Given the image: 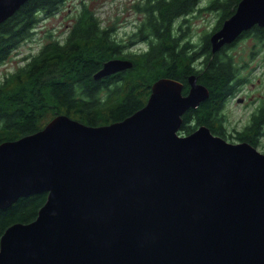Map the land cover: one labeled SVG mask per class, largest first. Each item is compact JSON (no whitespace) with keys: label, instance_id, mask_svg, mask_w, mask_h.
Returning a JSON list of instances; mask_svg holds the SVG:
<instances>
[{"label":"water","instance_id":"1","mask_svg":"<svg viewBox=\"0 0 264 264\" xmlns=\"http://www.w3.org/2000/svg\"><path fill=\"white\" fill-rule=\"evenodd\" d=\"M26 0H0V23ZM264 0H239L212 51L253 25ZM111 57L94 78L130 67ZM161 77L125 118L88 125L57 114L0 142V208L46 191L34 219L0 236V264H264V152L206 125L179 133L208 95L194 75Z\"/></svg>","mask_w":264,"mask_h":264},{"label":"trees","instance_id":"2","mask_svg":"<svg viewBox=\"0 0 264 264\" xmlns=\"http://www.w3.org/2000/svg\"><path fill=\"white\" fill-rule=\"evenodd\" d=\"M64 1L26 0L2 21L0 63L31 32L38 12L51 14ZM196 1L155 0L137 33L139 44L144 46L131 51L124 50L126 45L115 37V23L103 24L94 9L83 2L63 37L48 39L0 80V142L35 132L57 114H67L88 125L119 121L146 103L157 79L180 81L186 94L191 75L207 87L208 95L182 114L179 133L187 134L206 125L226 138L223 108L243 80L239 76L241 66L230 49L244 37L264 43V25L255 24L231 43L212 51L210 33L234 12L239 0L207 1V9L217 11V20L198 43L190 35L185 36L175 21L191 12ZM111 57L128 58L132 65L94 78ZM233 132L231 136L256 147L258 138L264 135V99L250 113L248 122ZM46 196V191L32 193L0 208V236L10 224L34 219Z\"/></svg>","mask_w":264,"mask_h":264},{"label":"rangeland","instance_id":"3","mask_svg":"<svg viewBox=\"0 0 264 264\" xmlns=\"http://www.w3.org/2000/svg\"><path fill=\"white\" fill-rule=\"evenodd\" d=\"M208 0H203L206 2ZM85 2L102 20L103 24L115 23L117 31L114 35L121 43L124 50L129 51L144 46V43L137 42L134 46H127L126 27L123 24L122 5L124 0H65L53 13L40 11L36 14V22L31 32L20 40L12 48L7 57L0 63V80L4 74L13 71L31 53H35L48 39L52 37H63L73 22V14ZM117 20V21H115ZM217 20V11L205 10L201 15L193 18L190 33L193 41L198 43L203 33L211 31ZM190 35V34H189ZM230 52L238 63L239 76L243 78L236 86L235 92L227 98L223 108L225 117V130L229 141H239L231 136L235 129L242 128L248 120L250 113L264 99V43L255 40L253 37H244L239 40ZM25 57V58H24ZM233 135V134H232ZM256 148L264 152V135L258 138Z\"/></svg>","mask_w":264,"mask_h":264},{"label":"flooded vegetation","instance_id":"4","mask_svg":"<svg viewBox=\"0 0 264 264\" xmlns=\"http://www.w3.org/2000/svg\"><path fill=\"white\" fill-rule=\"evenodd\" d=\"M154 3L155 0H124L122 5V20L123 24L128 27L124 29L128 47L134 46V44L138 42L137 33L139 31V26L147 18V10L151 9ZM205 10H207V1L203 2V0H197L191 12L184 16L180 15V17L175 20L176 27H178L185 36L190 34L192 37L190 33L192 20L196 18L197 15H201Z\"/></svg>","mask_w":264,"mask_h":264}]
</instances>
